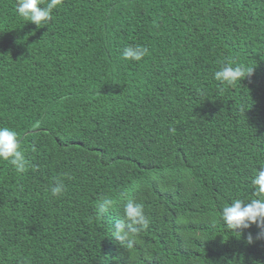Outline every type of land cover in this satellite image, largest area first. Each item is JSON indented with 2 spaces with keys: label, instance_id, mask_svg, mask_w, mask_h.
Here are the masks:
<instances>
[{
  "label": "trees",
  "instance_id": "obj_1",
  "mask_svg": "<svg viewBox=\"0 0 264 264\" xmlns=\"http://www.w3.org/2000/svg\"><path fill=\"white\" fill-rule=\"evenodd\" d=\"M16 3L0 0V127L29 169L0 159V264H264L260 229L220 219L264 166V0H62L41 27ZM221 62L253 72L221 84ZM126 197L151 221L130 249L112 235Z\"/></svg>",
  "mask_w": 264,
  "mask_h": 264
},
{
  "label": "clouds",
  "instance_id": "obj_2",
  "mask_svg": "<svg viewBox=\"0 0 264 264\" xmlns=\"http://www.w3.org/2000/svg\"><path fill=\"white\" fill-rule=\"evenodd\" d=\"M62 4V0H17L16 11L26 21L33 22L37 27L48 25L53 19V10ZM148 48L140 45H129L124 47L122 56L125 60L141 61L148 55ZM253 67L234 62H221L219 70L215 71L214 79L228 86L235 85L244 77L251 75ZM174 132L175 129H170ZM0 159L8 161L17 173H25L29 169V161L21 148L18 133L9 127H0ZM253 197L247 200L235 198L231 203L222 207L220 219L226 228L234 233H240L249 229L253 224L260 229L255 237L248 234L247 242L264 239V166L259 167L254 173L251 181ZM53 196L62 195L65 185L62 180H57L50 189ZM117 199L111 196L103 197L97 209L99 213H105L117 206ZM124 219L117 222L112 235L125 249H130L137 244L139 234L150 226V219L146 215L144 206L134 198L126 197L123 202Z\"/></svg>",
  "mask_w": 264,
  "mask_h": 264
}]
</instances>
